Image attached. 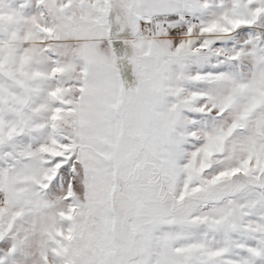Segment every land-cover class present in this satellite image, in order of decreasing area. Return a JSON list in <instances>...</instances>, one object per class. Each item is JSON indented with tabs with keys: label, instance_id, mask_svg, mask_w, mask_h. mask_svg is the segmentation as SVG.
I'll use <instances>...</instances> for the list:
<instances>
[{
	"label": "snow or ice",
	"instance_id": "1",
	"mask_svg": "<svg viewBox=\"0 0 264 264\" xmlns=\"http://www.w3.org/2000/svg\"><path fill=\"white\" fill-rule=\"evenodd\" d=\"M0 264H264V0H0Z\"/></svg>",
	"mask_w": 264,
	"mask_h": 264
}]
</instances>
